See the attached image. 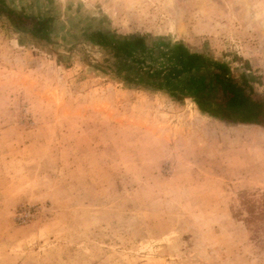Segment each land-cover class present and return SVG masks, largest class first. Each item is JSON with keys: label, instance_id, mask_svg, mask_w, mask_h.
<instances>
[{"label": "rangeland", "instance_id": "374dc122", "mask_svg": "<svg viewBox=\"0 0 264 264\" xmlns=\"http://www.w3.org/2000/svg\"><path fill=\"white\" fill-rule=\"evenodd\" d=\"M0 4L48 18L0 15V264H264L237 215L264 127L167 93L216 70L263 99L264 0Z\"/></svg>", "mask_w": 264, "mask_h": 264}, {"label": "trees", "instance_id": "16d2710c", "mask_svg": "<svg viewBox=\"0 0 264 264\" xmlns=\"http://www.w3.org/2000/svg\"><path fill=\"white\" fill-rule=\"evenodd\" d=\"M12 16L16 25L24 26L32 21L36 27L42 28L48 18L32 20L24 19L22 15L14 14L11 10L0 4V15ZM124 39L137 37L134 33L121 36ZM197 64L190 61L185 67ZM174 99L189 96L197 105L198 109L211 116L233 124L257 125L264 127V98L257 99L248 92L243 85L224 78L222 72L213 71L209 81L201 76L193 75L185 79L179 88H173L167 92ZM239 208L237 215L241 216L247 229L257 241H262L264 235V190L253 193L245 190L239 193Z\"/></svg>", "mask_w": 264, "mask_h": 264}, {"label": "crops", "instance_id": "0c3cea01", "mask_svg": "<svg viewBox=\"0 0 264 264\" xmlns=\"http://www.w3.org/2000/svg\"><path fill=\"white\" fill-rule=\"evenodd\" d=\"M250 126H257V125H250Z\"/></svg>", "mask_w": 264, "mask_h": 264}]
</instances>
